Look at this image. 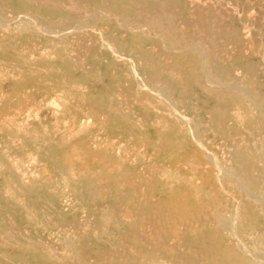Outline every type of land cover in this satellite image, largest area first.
Wrapping results in <instances>:
<instances>
[{
  "label": "rangeland",
  "instance_id": "374dc122",
  "mask_svg": "<svg viewBox=\"0 0 264 264\" xmlns=\"http://www.w3.org/2000/svg\"><path fill=\"white\" fill-rule=\"evenodd\" d=\"M44 1L45 0H0V264H79V256L81 253L86 256H82L84 264H95L93 261L98 259L100 264H103L106 263V258H104L105 254L103 255L101 253L102 250L108 252L117 251L122 254L124 251H127L125 248H119L116 243V230L114 226L112 224H105L106 226H103L99 221V215H105L107 211L103 209L108 202L107 195H102L104 199L101 198V200L99 199L100 201L96 203V208L101 206V210L97 209L100 211L96 212L94 209L91 210L79 197H76L71 187V183H75L76 185L79 183V180L86 171V167L81 161L82 151L84 150L82 147L85 148V150L87 148L88 151L89 149L92 151L93 149L95 150L96 147H99V150H102L100 153L106 154L116 160L118 159L119 162L122 160L120 162L122 166L132 169L136 175L140 173V176H146L147 174L144 173L147 172L152 174L153 178L157 180L165 190L187 191L186 193L193 199L207 198V193L203 191H208V188H198L197 185L199 181L195 178V174H192L193 172H188V166L184 163L182 164L183 166L181 164V166H175L178 162L172 161L166 157V145L159 143L158 139L155 137L151 138L153 145L155 143L154 148L148 145L146 146L145 144L139 145V142L133 139L134 135L132 133L124 132L120 129L121 125L119 122L123 119L130 123L131 127L134 129L132 132L144 134L146 131H152L156 134H164L168 137L167 143L171 144L172 147L178 146L177 142H179L184 146V151L190 153V155L191 152L196 153L202 163L206 161L204 165L206 168L204 167V169H209L210 171V184H213L216 190H218L217 188H220V186L221 190L224 188L222 191L224 192L223 194H221V190H219L222 199L224 198V200H226L224 201V206L228 209V215L226 214L227 209L225 208L224 210L226 211L223 213L226 214L224 216L227 217L225 218L226 221L228 220L226 223L229 222L228 225L232 224L228 227L226 224L223 229L224 231H221L223 234H221L223 241L225 244L231 245V247L237 250L243 258L250 262V264H264V261H261L264 260V254L262 253L264 252V242L262 243L263 240L261 238L263 237H261V232L259 231L264 225V211H261L264 209V203H262L263 201L261 199L263 197L260 198L261 201L259 199L257 202L253 201L254 199L249 198L247 195H243L244 190L235 189L230 183L232 179L226 177L235 169L233 160L229 159V157L236 151V148L237 150L242 148L245 151L247 150V152L250 150V154L254 151L251 156L255 155V157H252L253 160L255 158L254 164L262 169V180L264 181V168L262 167L264 163L260 156V142L264 139L262 138L264 136H261L264 135V118L262 119V127H254L253 124H251V120H255L257 114L263 115L264 117V104L262 103L264 100V0H176L177 5H174L177 7L173 6L175 10L172 12L173 32L176 36L183 39V45H193V47H195L194 51L199 61L198 75H200L199 78L201 80L187 83L180 77H177L179 73L176 71H169V77H167L168 74L163 72V66L168 62L170 65L173 63L169 61L171 59H169L167 55L164 56L166 54L165 52L170 51V48L168 49L169 46L159 32L152 31L143 24L140 26L141 24L135 25L131 23V25L127 26L125 23L118 20V16L110 11L106 12L96 10L95 8L92 9V6L90 7L92 11L89 10V7H80L83 0H58L59 7L57 10H46L42 8L39 4H43ZM99 2L101 4L104 0H99ZM76 7H78V10L74 14L75 16L72 17V15H70L71 18L69 22L61 23V25L58 24L60 17L65 16L67 13L70 14L69 11H74ZM88 11L92 13L89 14ZM178 13L180 14L178 15ZM94 16L96 17L94 18ZM204 24V27L200 26ZM207 24L209 25L207 26ZM204 28H208V30H203ZM223 33L225 34L222 35ZM226 33H229V39L226 38L228 36ZM205 37H207L206 40ZM223 40L226 42L229 40L228 44ZM120 44L125 45L120 47ZM205 44H208L209 47H206ZM235 44L237 48H235ZM211 47H215L216 49L213 48L212 50ZM206 48L212 51V56L214 55L212 58L213 63L216 62L214 65L217 68H224L223 70H225V73L220 75V80L214 79L208 73L206 68V53L204 52ZM139 50L146 52V54L151 57L152 62L159 61V66L160 64L163 65L160 66L162 73L159 72V78L157 79L158 82L160 81L159 83L162 87L160 84H157V80H154L156 83L151 81L154 84L149 83L150 80L146 75L142 59H140ZM162 54L164 55L161 56ZM163 57H165V59ZM157 58L159 60H157ZM214 58L217 60H214ZM137 59H139V61ZM162 60H166V64ZM222 60H224V62ZM223 63L224 65H222ZM245 64V67L249 66L250 70L244 67ZM230 66L233 67V69L231 68V70H228ZM242 67L246 70L244 68L243 70ZM226 69L230 73H227L228 71H226ZM247 70L249 71L248 73ZM251 70L252 72L254 71L255 77L252 76L253 73L250 72ZM169 72L167 71V73ZM141 75L144 77L142 78ZM250 76L251 78H248ZM251 79H253V81ZM177 80L180 82H177ZM166 84L167 86L165 88L164 85ZM215 85L216 87H214ZM218 85L221 87L225 85L223 87L227 88V90L235 89L233 90L234 92H239L242 94L240 96H243V98L239 99L241 104L235 102V105L233 102L230 104L232 106H228L227 108L226 117L222 125L225 123L228 128L216 126L211 117L212 110H210V108L212 109V107L216 105L213 92L218 89ZM129 86L130 92L132 90L135 92H129L132 94L131 98H129L130 94L128 93ZM171 86L172 90L170 89ZM127 87L128 89H126ZM168 87H170L169 89L171 91ZM124 89L127 93L123 91ZM184 91L186 93H184ZM122 92L124 93L122 94ZM143 92H147L146 95H143ZM181 92L182 95L179 96ZM136 93L140 95L142 93L144 97H140L139 94ZM248 93H251V95ZM255 94L258 98L263 97V100L260 98L257 100L254 96ZM134 95H136L137 98ZM133 96L137 101H135L136 99H134ZM146 97L150 100L148 104L144 102L148 100ZM142 98L144 99L143 101ZM246 100H248V102L250 100V103L248 104ZM141 101L142 103H140ZM251 103L256 106H254L255 109H253ZM239 105H242V110ZM189 106L196 108L194 109L192 107L189 109ZM110 107L111 109H108ZM236 108L239 109L240 112L243 111V115L239 113V110L237 111ZM231 109H233V113ZM193 110L196 113H194ZM253 110L255 112H253ZM246 111L250 113L246 114ZM252 112L254 114H252ZM230 113L232 115L234 114L233 116L235 117L230 115ZM239 114L241 115L240 119ZM249 114L250 116L248 118ZM242 116L243 119L244 117L247 119V121L244 119L245 124L242 122ZM154 122H157L155 126ZM237 122H239V124ZM241 122L245 125V127L243 125L244 129H246H243L244 131L241 129ZM255 122H258V118ZM255 122L253 121L252 123ZM228 123L231 125L229 126ZM141 124H143V126ZM238 125H241L240 129L245 134H243L240 129H237ZM205 127L207 129L206 131L204 130ZM248 128L251 130L257 128L256 133L259 134L254 133L255 129L251 131ZM227 129L229 131L231 130V133L223 131ZM233 133L237 135L235 136ZM240 134L243 135V139ZM250 134H252V136ZM246 135L248 138L245 137ZM214 136H216V138ZM231 137L235 138L231 139ZM259 139L261 140L257 141ZM222 140L223 142H220ZM231 140L233 142H231ZM247 142L248 146L246 145ZM255 142L257 145H255ZM194 143L198 145L197 147L200 148V150L194 146ZM251 143L255 145L256 149H253L254 145ZM101 144L105 145L101 147ZM240 144L242 147H239ZM222 145L224 147H222ZM230 145H232L233 148L229 150L228 147H231ZM117 146H119V149ZM78 147H80V151L82 150L81 152H79ZM132 147H134L133 150H131ZM195 147L198 150H196ZM243 147L246 148L244 149ZM248 147L249 149H247ZM129 148H131V155ZM231 149H233V152L230 154ZM96 150H98V148H96ZM99 150L96 152H99ZM202 150L203 152L201 153L200 151ZM121 151L125 154V156L123 155L122 157L123 159L120 156L122 154ZM255 151H258L259 156L256 155L257 153ZM66 152H71V156L66 155ZM211 152L215 153V155L211 154ZM128 153L129 155H127ZM228 154L230 156H227ZM72 155L74 157H72ZM77 155L78 159L76 158ZM210 156H212L213 159H211ZM125 157H127V159ZM215 157L218 161H215L214 165L213 161ZM256 157L259 158L256 160ZM208 161H211V166L213 164L214 167L209 166L210 163ZM92 165L96 168L94 162H92ZM150 165L152 167L156 166L155 168L158 170L156 171V169L153 168L151 173L152 168L150 167L148 169L147 167ZM158 165L161 166L158 167ZM170 165L171 174L169 172L170 169H168ZM160 167L165 170L167 168L165 177H162L164 172L161 171L164 169ZM218 168L223 172H220ZM228 168L232 170H228ZM135 170H137V172ZM178 174L180 176L183 175L181 177L179 176V178L177 177ZM159 176H161V178ZM193 176L195 179H190V177ZM177 178L179 180L185 178L186 180L181 179L179 181ZM213 178L214 180H218H215L216 185L212 183L215 182ZM221 178L226 181H222ZM187 179L192 180L193 185H195L190 186L189 183L192 184V182H189ZM169 181L171 182L168 183ZM225 183L229 186L227 187ZM193 188L195 190H192ZM232 189H235V192H232L234 191ZM230 191L232 194L228 193ZM113 193L115 194V190ZM116 193L119 192L117 191ZM224 194H228V196H226L228 198H225ZM230 195L232 198H229ZM244 198L248 200L252 199L251 201L253 202L251 203L254 205V209L259 207L257 209L259 210L257 214L258 212L261 213L257 216V225L253 228L250 227V229H254L253 231H250L249 227H243V231L242 226L238 223L239 219L237 220V218H239V212L237 211L240 210V203ZM236 207L238 210H234ZM86 208L89 211H87ZM125 210L126 208L123 210V207L119 209L118 215H120V217L117 216V218H120L122 222L126 221V223H128L130 218L121 216ZM234 213L235 215L233 216ZM90 215L93 216L90 218ZM228 216H232L230 217V221ZM232 219L233 223H231ZM75 220L78 222L79 226L76 224ZM73 222L79 228L75 224L74 226ZM85 222H87L86 226H84V224H86ZM71 223L73 226H71ZM233 225L236 226L233 227ZM258 225H260V227ZM257 226L259 230H256ZM76 227L80 230H77ZM57 228L62 230L59 231ZM179 228H181V226H179ZM193 228V225L189 227V229ZM236 228L241 229H238L239 233ZM227 229L228 231L230 230V232H225ZM249 231L252 233L250 234ZM234 232L241 236H237ZM85 233H87L85 236L87 238L83 239ZM230 236H232L231 239L229 238ZM235 237L236 240L238 239L237 241ZM258 237L261 238L258 239ZM174 239L175 238L172 236H167L163 240V243H165L166 247H172L173 249L177 247L181 248L180 246L182 245L179 241H175ZM40 240H44L43 244H48L42 246L43 244L40 243ZM259 240L262 241L260 242ZM226 241H228V243H226ZM257 241H259L258 244ZM29 242L31 244H29ZM169 242H171L170 246L168 245ZM238 243L239 245H237ZM38 244L41 246L39 245V247ZM79 245L82 246V250L80 249V254L78 253L79 250H76V254L75 249H78L80 247ZM257 245L261 248L260 251L256 249L258 248ZM54 247L57 249H54V253H50L53 252L51 248ZM34 248H41L42 250L39 249L41 251H38L37 249V252ZM252 248H255L254 251L256 252H252ZM44 249H49L50 254L48 250L44 251ZM173 249H171L173 253L182 252L184 250L183 247L179 249L180 251L178 249H175L177 251ZM241 249L244 250L242 251ZM132 250L130 248L127 252L129 253L131 251L132 255H136L137 259L140 260L142 255L140 254V256L135 252L133 253ZM34 251L40 254L38 255L40 258L35 255ZM159 251L158 249L154 250L156 259L152 264H172L169 260L171 253L168 252L166 248L165 251L168 252V256L162 255V253L165 252L164 249L160 254ZM86 254L89 255V257ZM102 255L103 259L102 257L100 259L99 257ZM41 256L45 259L44 261L40 260ZM50 257L51 259H49ZM92 259L94 260L92 261ZM141 259L142 261L140 260V262L148 264L144 262L143 258ZM89 260L91 261L89 262ZM160 261L163 262L161 263ZM96 264H98V262H96Z\"/></svg>",
  "mask_w": 264,
  "mask_h": 264
},
{
  "label": "bare ground",
  "instance_id": "6f19581e",
  "mask_svg": "<svg viewBox=\"0 0 264 264\" xmlns=\"http://www.w3.org/2000/svg\"><path fill=\"white\" fill-rule=\"evenodd\" d=\"M80 1V0H79ZM58 0H45L44 1V3L43 4H39V5H41V7L42 8H44V9H46V10H57V8L59 7L58 6ZM42 3V2H41ZM174 4H176L177 5V2H176V0H104V2H102L101 4H100V2H99V0H83L82 1V3H81V5H80V7L81 6H84L85 8L86 7H91L92 6V9L93 8H95L96 10H102V11H106V12H108V11H110V12H112V13H114L116 16H118L119 17V19L118 20H120L121 22H123V23H125V25H131V23L132 24H135V25H140V26H142V24L144 25V26H147L148 27V29H151L152 31L154 30V31H156V32H159L161 35H162V37L164 38V40L166 41V43H167V45L169 46L168 47V49L170 48V51H167V52H165L166 54L164 55V54H162L161 56H168L169 57V59H171V60H169V61H172V63L173 64H169V62L166 64L165 63V61L167 60H162L165 64V66H163L162 64H160V66L162 65L163 67V72H165L166 74H168V76L167 77H169V74H170V72L169 71H171V70H173V71H176V72H178L179 73V75H178V73H177V77H180L183 81H185L186 83L187 82H196V81H198V80H201L200 78H199V76L200 75H198V63H199V61H198V59H197V55H196V53H195V51H194V48L195 47H193V45H183V39L181 38V37H178V36H176L175 34H174V32H173V25H172V16H173V14H172V12L175 10L174 8L175 7H177V6H175ZM74 5V4H73ZM77 6V5H76ZM173 6H175L174 8H173ZM77 8V9H76ZM75 9H74V11H69L70 12V14H65V16H62V17H58L59 18V20H58V24H60L61 25V23H66V22H69V19L71 18V16L70 15H72V17L73 16H75L74 14L76 13V11L78 10V7H76ZM179 8V7H178ZM89 10H91V8L89 9ZM92 11V10H91ZM91 11H88L89 12V14H91L92 12ZM87 12V13H88ZM94 13H95V11H94ZM180 13H178V15H179ZM83 15V14H82ZM98 15V14H97ZM175 15V14H174ZM91 16V15H90ZM93 16V15H92ZM96 16H94V18H95ZM210 17V16H209ZM104 18V17H103ZM103 18H101V19H103ZM187 18V17H186ZM98 19V18H97ZM214 19V18H213ZM83 20V19H82ZM81 20V21H82ZM88 20V19H87ZM86 20V21H87ZM210 20V19H209ZM84 21V20H83ZM98 21V20H97ZM110 21V20H109ZM188 21V20H187ZM203 21H204V19H203ZM108 22V21H107ZM182 22H184V21H182ZM207 22V21H206ZM88 23V22H87ZM89 23H90V21H89ZM185 23V22H184ZM208 23V22H207ZM57 24V25H58ZM82 24V23H81ZM183 24V23H182ZM186 24V23H185ZM201 24H203V23H201ZM106 25V24H105ZM197 25V24H196ZM209 24H207V26H208ZM189 26V25H188ZM200 26H205V24L204 25H200ZM206 26V27H207ZM78 27V26H77ZM132 27V26H131ZM176 27V26H175ZM187 27V26H186ZM214 27V26H213ZM146 28V27H145ZM182 28V27H181ZM215 28V27H214ZM87 29V28H86ZM208 30V28H204L203 30ZM213 29V28H212ZM216 29H217V27H216ZM174 30H176V29H174ZM219 30V29H218ZM214 31H217V30H214ZM56 32V31H55ZM219 32V31H218ZM68 33V32H67ZM76 33V32H75ZM74 33V34H75ZM126 33V32H125ZM202 33V32H201ZM200 33V34H201ZM213 33H216V32H213ZM124 34V33H123ZM209 34H210V29H209ZM219 34V33H218ZM225 33H223L222 35H224ZM227 34V33H226ZM229 34V33H228ZM227 34V35H228ZM65 35V34H64ZM88 35H90V34H88ZM206 35H207V33H206ZM217 35V34H216ZM215 35V36H216ZM221 35V34H220ZM226 35V36H227ZM78 36V35H77ZM189 36V35H188ZM205 36V35H204ZM214 36V35H213ZM86 37V36H85ZM88 37H90V36H88ZM211 37V36H210ZM218 37V36H217ZM222 37V36H221ZM197 38V37H196ZM220 38V37H219ZM227 39H229L230 38V35H228L227 37H226ZM80 39V38H79ZM133 39V38H132ZM202 39V38H201ZM207 39V37H205V40ZM218 39V38H217ZM217 39H215V40H217ZM221 39V38H220ZM219 39V40H220ZM218 40V41H219ZM232 40H234V39H232ZM231 40V41H232ZM239 40V39H238ZM187 41H189V40H187ZM191 41V40H190ZM202 41V40H201ZM200 41V42H201ZM203 41H204V39H203ZM223 41H225V40H223ZM229 41V40H228ZM228 41L226 42V44H228ZM207 42H209V41H207ZM211 42V41H210ZM217 42V41H216ZM234 42V41H233ZM110 43V42H109ZM197 43V42H196ZM230 43V42H229ZM232 43V42H231ZM239 43V42H238ZM110 44H112V43H110ZM199 44V43H198ZM125 44H120V47L121 46H124ZM206 45V47H209L208 46V44H205ZM205 45H204V47H205ZM212 45V44H211ZM213 45H214V43H213ZM212 45V46H213ZM236 45V44H235ZM195 46V45H194ZM229 46V45H228ZM198 47H200V46H198ZM197 47V48H198ZM203 47V46H202ZM225 47V46H224ZM231 47V46H230ZM212 48V50H213V48H215V47H211ZM216 48H217V46H216ZM215 48V49H216ZM235 48H237V45H236V47ZM224 49V48H223ZM202 50V49H201ZM113 52V51H112ZM204 52L206 53V59H207V70H208V73L211 75V77H213L214 79H216V80H220L219 78H220V75L221 74H224L225 73V70H223L222 68H217L214 64H216V62L215 63H213V56L211 55V53H212V51H210V50H207V48L204 50ZM215 52V51H214ZM139 56H140V59H142V62H143V64H144V68H145V71H146V75L148 76V78H149V83L151 84L152 82L151 81H154V80H157L158 78H159V74L160 73H162V71H161V67L159 66V61L156 63V62H152L151 61V57H149L147 54H146V52H144V51H142V50H139ZM164 53V52H163ZM213 54H215V53H213ZM224 54V53H223ZM137 55V54H136ZM226 55V54H225ZM230 55H232V54H230ZM226 57H228V56H226ZM138 58V57H137ZM160 58V57H159ZM162 58V57H161ZM164 59H165V57H163ZM138 61H139V59H137ZM157 60H159L158 58H157ZM214 60H217V59H215L214 58ZM206 61V60H205ZM223 62H224V60H222ZM221 61V62H222ZM160 62H161V60H160ZM167 62V61H166ZM217 62H219V61H217ZM162 63V62H161ZM169 64V65H168ZM253 64V63H252ZM222 65H224V63L222 64ZM248 65H250V64H248ZM247 65V66H248ZM159 66V67H158ZM240 66V65H239ZM246 66V64L244 65V67ZM244 67H242V69L244 68ZM251 67H252V65H251ZM231 68L233 69V67H231L230 66V68L228 69V70H231ZM240 68V67H239ZM245 68H248L249 69V66L248 67H245ZM244 68V69H245ZM159 69H160V71H159ZM164 69H166L169 73H167V71L166 70H164ZM243 69V70H244ZM251 69H254V68H251ZM227 69H226V71H228ZM236 70V69H235ZM238 70V69H237ZM246 70V69H245ZM250 70V69H249ZM160 72V73H159ZM175 72V73H176ZM239 72V71H238ZM237 72V73H238ZM249 71L247 70V73H248ZM251 73H253L252 72V70L250 71ZM227 73H230L229 71L227 72ZM165 74V75H166ZM172 74V73H171ZM174 74V73H173ZM200 74V73H199ZM245 74V73H244ZM202 75V74H201ZM227 75V74H226ZM229 75V74H228ZM229 76H231V75H229ZM253 77H255L254 76V73H253V75H252ZM141 77H142V75H141ZM144 77V76H143ZM142 77V78H143ZM173 77H174V75H173ZM224 77H226V76H224ZM252 77V78H253ZM171 78V77H170ZM223 78V77H222ZM227 78H228V76H227ZM226 78V79H227ZM230 78V77H229ZM248 78H251V76L250 77H248ZM248 78H246V79H248ZM172 80H173V78H172ZM176 80V79H175ZM178 80H180V79H178ZM177 80V82H180V81H178ZM228 80V79H227ZM230 80H231V78H230ZM235 80V79H234ZM252 81H253V79H251ZM250 80V81H251ZM254 80H256V79H254ZM147 81V80H146ZM224 81V80H223ZM239 81V80H238ZM148 82V81H147ZM160 82V81H159ZM158 82V80H157V84H160ZM174 82H176V81H174ZM255 82H257V81H255ZM254 82V83H255ZM148 83V84H149ZM154 83H156V81H154ZM154 83H152V84H154ZM182 83V82H181ZM225 83V82H224ZM258 83V82H257ZM256 83V84H257ZM146 84V83H145ZM145 84H143V85H145ZM180 84V83H179ZM249 84H251V83H249ZM147 85V84H146ZM162 85H163V83H162ZM176 85V84H175ZM207 85V84H206ZM220 85V84H219ZM218 85V86H219ZM222 85V84H221ZM253 85V84H252ZM150 86H152V85H150ZM149 86V87H150ZM160 86H161V84H160ZM165 86V88H166V86H167V84L166 85H164ZM189 86V85H188ZM223 86H225V85H223ZM221 87V86H219V87H217L218 89L217 90H215L213 93H214V96H215V99H216V105L214 106V107H212V109L210 108V110H212V112H211V117H212V120H213V122H214V124L216 125V126H222V128L223 127H226V124L224 123V125H222L223 124V121H224V119H225V117H226V113H227V108H228V106H232V105H230L231 103H235V102H238V104H241V102L239 101V99L240 98H243V96L241 97L240 95H242V94H240L239 92H234L233 90H235V89H229V90H227V88H225V87ZM246 86V85H245ZM254 86H255V84H254ZM254 86H253V88H254ZM132 87V86H131ZM162 87V86H161ZM214 87H216V85L214 86ZM228 87H230V86H228ZM145 88V87H144ZM148 88V87H147ZM170 87H168V89H169ZM231 88V87H230ZM249 88L251 89V87H250V85H249ZM126 89H128V87L126 88ZM171 90H172V86H171V88H170ZM169 89V90H170ZM182 89V88H181ZM258 89V88H257ZM129 91H128V93L130 92V86H129V89H128ZM170 90V91H171ZM206 90V89H205ZM125 93H127V91H125V89L123 90ZM133 91V93H135L134 92V90H132ZM131 91V92H132ZM143 91V90H142ZM206 91H208V90H206ZM257 91V90H256ZM255 91V92H256ZM124 92H122V94L124 93ZM130 92V93H131ZM141 92V91H140ZM169 92V91H168ZM167 92V93H168ZM247 92V91H246ZM259 92V91H258ZM129 93V94H130ZM144 94L143 95H146V93L145 92H143ZM170 93V92H169ZM184 93H186L185 91H184ZM136 94H139V93H136ZM161 94V93H160ZM248 94H250L251 95V93H248ZM252 94H253V90H252ZM259 94V93H258ZM17 95V94H16ZM126 95V94H125ZM128 95V94H127ZM132 94H130V97L129 98H131L132 96H131ZM168 95V94H167ZM180 95H182V92H181V94H179V96ZM186 95H188V94H186ZM185 95V96H186ZM260 95V94H259ZM129 96V95H128ZM135 97H136V95H134ZM134 96H133V98H134ZM139 96L141 97L142 96V93H141V95L139 94ZM170 96V95H169ZM184 96V95H183ZM255 97H256V94L254 95ZM126 97V96H125ZM142 97H144V96H142ZM250 97V96H249ZM253 97V96H252ZM261 97H262V95H261ZM137 98V97H136ZM136 98H134V99H136ZM139 98V97H138ZM147 98V97H146ZM145 98V99H146ZM257 98V100L260 98H258V96L256 97ZM255 98V99H256ZM263 98V97H262ZM262 98H260L261 100H263ZM148 99V98H147ZM146 99V100H147ZM177 99V98H176ZM144 99L142 98V101H143ZM245 100V99H244ZM243 100V101H244ZM260 100V101H261ZM135 101H137V99L135 100ZM138 101H140V100H138ZM142 101L140 102V103H142ZM148 101H150L149 99L147 100V101H144V102H147V104L149 103ZM180 101V100H179ZM187 101V100H186ZM247 102H248V100H246ZM132 102V101H131ZM187 102H189V101H187ZM246 102V103H247ZM137 103V102H136ZM244 103V102H243ZM250 103V100H249V102H248V104ZM262 103L264 104V100L262 101ZM139 104V103H138ZM146 104V105H147ZM195 104V103H194ZM245 104V103H244ZM252 105H253V109H255L254 108V104L253 103H251ZM256 104V103H255ZM260 104H261V102H260ZM150 105V104H149ZM235 105H236V103H235ZM246 105V104H245ZM109 106V105H108ZM151 106V105H150ZM240 106V108H241V106L242 105H239ZM247 106V105H246ZM190 107V106H189ZM193 106H191L189 109H191ZM229 107V108H230ZM252 107V106H251ZM256 107V106H255ZM114 108V107H113ZM194 108V107H193ZM196 108V107H195ZM194 108V109H195ZM233 108V107H232ZM248 108V107H247ZM108 109H111V107L110 108H108ZM121 109V108H120ZM119 109V110H120ZM184 109V108H183ZM233 109H235V108H233ZM233 109H231L232 110V113H233ZM237 109V108H236ZM243 109H244V107H243ZM114 110V109H113ZM116 110V109H115ZM231 110H230V112H231ZM239 109H237V111H238ZM241 110H242V108H241ZM245 110V109H244ZM121 111V110H120ZM182 111V110H181ZM194 111V110H193ZM248 111V110H247ZM247 111H246V114H248V113H250V112H248L247 113ZM249 111H251V110H249ZM243 112V111H242ZM242 112H240V110H239V113H242ZM253 112H255L254 110H253ZM252 112V114H254ZM180 113V112H179ZM194 113H196L195 111H194ZM208 113H209V111H208ZM229 113V112H228ZM258 113V112H257ZM256 113V114H257ZM169 114V113H168ZM245 114V113H244ZM245 114V115H246ZM209 115H210V113H209ZM208 115V116H209ZM230 115H232L231 113H230ZM234 115V114H233ZM232 115V116H233ZM242 115H243V113H242ZM244 115V116H245ZM259 115V116H258ZM241 115L239 114V119L241 118L240 117ZM249 116H250V114L248 115V118H249ZM255 116V115H254ZM233 117H235V116H233ZM256 118H255V120L258 118V122H255V120H251L252 122L254 121L255 123H252L251 122V124H253V126L254 127H262V124H263V122H262V119L264 118L263 117V115L261 116L260 114H257V116H255ZM2 118V117H1ZM4 118V117H3ZM122 118V117H121ZM120 118V119H121ZM250 118H253V117H250ZM236 119H238V118H236ZM242 119H243V116H242ZM244 119H246V117H244ZM244 119H243V121L242 122H244V124H245V121H244ZM254 119V118H253ZM2 120V119H1ZM158 120H159V118H158ZM208 120H209V117H208ZM234 120H235V118H234ZM157 121V120H156ZM236 121H238V120H236ZM239 121H241V120H239ZM246 121H247V119H246ZM157 122H160V121H157ZM157 122L155 123L154 122V126H155V124H157ZM165 122V121H164ZM230 122V121H229ZM242 122H241V129L243 130L244 129V127H245V125L244 124H242ZM120 123V129L122 130V131H124V132H130V133H132L134 136V138L133 139H135V141H137V142H139V145L141 144V145H148L149 147H155V143H154V145H153V143H152V140H151V138H153V137H155L156 139H158V141H159V143H162V144H164V145H166V157L167 158H169L170 160H172V161H175V162H178L175 166H178V165H182L183 163L185 164V165H187L188 167H187V169L189 168V170H188V172L190 171V172H193L192 174L194 175L195 174V178H197L198 179V181H199V184L197 185L198 186V188H200V189H205V188H208L207 190L208 191H203V192H206L207 193V198L205 197V199L204 198H196V199H193L188 193H186L187 191H178V190H165L163 187H161V185L157 182V180H155L154 178H153V176H152V174H150V173H144V174H147L146 176H140L141 174L140 173H137L138 175H136V173L132 170V169H130V168H124L123 166H122V163H120L119 161H118V159L116 160V159H114V158H112V157H110V156H107L106 154H102V153H100L102 150H99V147H96V148H98V150H99V152H96V151H98V150H96V148H95V150L93 149L92 150V146H94V145H92L90 148H91V150L93 151H90V149H89V151H88V149L86 148V150H85V148H83L82 147V149H84L83 151H82V157H81V161H82V163L84 164V166L86 167V171H87V174H86V171H85V176L83 175V177L79 180V183L76 185L75 183H71V187H72V189L74 190V192H75V194H76V197H79L80 199H81V201H83V202H85L89 207H90V209L91 210H93L94 209V211H100L101 209V206L100 207H97L96 208V203L98 202V201H100L101 200V198H103V196L102 195H107V200H108V202H107V204L105 205V208H103L104 210H107L106 211V213H105V215H99V221L103 224V226H106L105 224H112L113 226H114V228H115V230H116V243L118 244V246H119V248L121 247L122 249H124L125 248V250H127V251H129L130 250V248H131V250L133 251V253L135 252V253H137L138 255H142V257L141 258H143L144 259V262H147L148 264H152V262H154L155 261V259H156V256H155V253H154V250H157L158 249V251H159V254H160V252L164 249V251H165V248H166V250L168 251V252H170L171 253V255H170V258H169V260L172 262V264H250V262H248L245 258H243L240 254H239V252L237 251V250H235L233 247H231V245L229 246V245H227V244H225V242L223 241V239H222V237H221V234H222V230L225 228V226H226V224H227V227L230 225H228V223H226L227 221H226V219L225 218H227V217H224L226 214L228 215V209L227 208H225V206H224V201H226V200H224V198L222 199V196H221V194H223L224 192H222L223 191V189L221 190L220 188H221V186H220V188L218 187L217 189L219 190H221V194H220V190L218 191V190H216V188H214V185L213 184H210V177H209V169H207L208 170V172H207V170L206 169H204V167L206 168V166H204L205 165V163H206V161H204L203 163L201 162V159H199V156H197V154L196 153H194V152H191V155H190V153H188V152H186V151H184V146H182L179 142H177L178 143V146H176V147H172L171 146V144H168L167 143V139H168V137L166 136V135H164V134H160V133H153L152 131H146L144 134H140V133H138V134H136V133H134V132H132V131H134V129L131 127V125H130V123L128 122V121H126L125 119H123L121 122H119ZM210 123V122H209ZM238 124H239V122H237ZM158 124H160V123H158ZM211 124V123H210ZM229 124V123H228ZM251 124H249V125H251ZM142 126H143V124H141ZM153 125V124H152ZM231 124H229V126H230ZM243 125H244V127H243ZM249 125H247V126H249ZM88 126V125H87ZM139 126V125H138ZM240 126L238 125V127H237V129H240ZM246 126V127H247ZM164 127V126H163ZM163 127H162V129H163ZM170 127V126H169ZM207 127V126H206ZM206 127H205V131L207 130L206 129ZM252 127V126H251ZM166 128V127H165ZM226 128H228V127H226ZM20 129V128H19ZM231 129V128H230ZM240 129V130H241ZM248 129H250V128H248ZM255 129V131H254V133H256L257 131V128H254ZM254 129H250L251 131H253ZM263 129V128H262ZM222 130V129H221ZM228 130V129H227ZM227 130H223L224 132L226 131V132H230L231 133V130L229 131H227ZM242 130H241V132H242ZM244 130H246V129H244ZM243 130V131H244ZM250 130H248V131H250ZM201 131V130H200ZM204 131V132H205ZM211 131V130H210ZM218 131V130H217ZM258 131H261V130H258ZM264 131V130H263ZM202 132H203V130H202ZM202 132H200V133H202ZM207 132H209V131H207ZM235 132V131H234ZM143 133V132H142ZM243 133V132H242ZM241 133V134H242ZM251 133V132H250ZM261 133V132H260ZM196 134V133H195ZM202 134H204V133H202ZM213 134V133H212ZM223 134H225V133H223ZM234 134V133H233ZM232 134V135H233ZM240 134V135H241ZM243 134H245V133H243ZM256 134H259V133H256ZM130 135V134H129ZM128 135V136H129ZM216 135V134H215ZM227 135V134H226ZM231 135V134H230ZM231 135V136H232ZM235 136L237 135L236 133L234 134ZM233 135V136H234ZM251 136H252V134H250ZM242 136V139H243V135H241ZM255 136V135H254ZM261 136H264V135H261ZM198 137V136H197ZM215 138H216V136H214ZM245 137H247L248 138V136L246 135ZM130 138V137H129ZM211 138H213V137H211ZM235 137H231V139H234ZM246 138V139H247ZM250 138H252V137H250ZM262 138H264V137H262ZM98 139V138H97ZM112 139V138H111ZM110 139V140H111ZM179 139H180V137H179ZM198 139H200V138H198ZM225 139V138H224ZM223 139V140H224ZM238 139V138H237ZM245 139V140H246ZM105 140H106V138H105ZM223 140L222 141H220V142H223ZM227 140H228V138H227ZM251 140V139H250ZM249 140V141H250ZM254 140H255V138H254ZM261 139H259V140H257V141H260ZM113 141V140H112ZM195 141V140H194ZM213 141H214V139H213ZM143 144H142V143ZM198 142V141H197ZM199 142H201V141H199ZM231 142H233L232 140H231ZM251 142V141H250ZM136 143V142H135ZM176 143V144H177ZM196 143V142H195ZM194 143V144H195ZM236 143V142H235ZM242 143V142H241ZM261 153H260V156H261V158L263 159V163H264V139H263V141L261 140ZM259 143V144H260ZM112 144V143H111ZM180 144V145H179ZM193 144V145H194ZM199 144V143H198ZM224 144V143H223ZM248 144V142L246 143V145ZM251 144H253V143H251ZM97 145V144H96ZM102 145H105V144H101V147H102ZM113 145V144H112ZM119 145H121V144H119ZM220 145V144H219ZM234 145V144H233ZM237 145H239V144H237ZM254 145V144H253ZM252 145V146H253ZM255 145H257V143L255 142ZM255 145L252 147L253 149H256V147H255ZM86 146V145H85ZM84 146V147H85ZM107 146V145H106ZM106 146H104V147H106ZM122 146H124V145H122ZM194 146H198V145H194ZM231 147H228L229 148V150H230V148H233V146L232 145H230ZM235 146V145H234ZM248 146V145H247ZM246 146V147H247ZM260 146V145H259ZM95 147V146H94ZM118 147V149H119V146H117ZM195 147V149L196 150H200V148H196ZM203 147V146H202ZM201 147V148H202ZM222 147H224L223 145H222ZM239 147H242L241 146V144H240V146ZM246 147H243L244 149L246 148ZM72 148V147H71ZM74 148V147H73ZM110 148V147H109ZM125 148V147H124ZM133 148L134 147H132V149L131 148H129V152H130V149L131 150H133ZM141 149H143L142 147H140ZM204 148V147H203ZM220 148V147H219ZM235 148H236V146H235ZM259 148V149H260ZM80 149V147H78V150ZM111 149V148H110ZM117 149V148H116ZM117 149V150H118ZM195 149H194V151H195ZM205 149V148H204ZM247 149H249V147L247 148ZM72 150V149H71ZM70 150V151H71ZM77 150V151H78ZM105 150V149H104ZM135 150V149H134ZM145 150V149H144ZM233 149H231V152H230V154L233 152L232 151ZM76 151V152H77ZM80 150H79V152H81ZM95 151V152H94ZM106 151V150H105ZM215 151V150H214ZM213 151V152H214ZM73 152H74V150H73ZM138 152V151H137ZM201 153L203 152V150L202 151H200ZM213 152H211V154H214L215 155V153H213ZM216 152V151H215ZM226 152H228V151H226ZM249 152H251L250 150H249ZM249 152H247V150L245 151V150H243L242 148H240V150H237V148H236V151H234V153H232V155H231V157H229V159H231V160H233V163H234V165H235V169H234V171H232L231 173H229L226 177L229 179H232V181L230 182L231 184H232V186L235 188V189H240V190H244V192H243V195H247L249 198H252V199H254L253 201H256L257 202V200L259 199L260 200V198L261 197H263V198H261L262 199V203H264V181L262 180V173H261V168L260 167H258L256 164H254V160H255V158H254V160H253V158L252 157H255V155L254 156H251V154H253V152L254 151H252V153L250 154ZM256 153V155L257 156H259V154H258V151H255ZM259 152H260V150H259ZM121 153H122V151H121ZM120 153V154H121ZM124 153H126V152H124ZM193 153V154H192ZM66 155H70L71 156V152H66L65 153ZM116 154V153H115ZM137 154V153H136ZM154 154V153H153ZM196 156H195V155ZM118 155V154H117ZM123 155L125 156V154H121L120 156H121V158L123 157ZM127 155H129V153L127 154ZM126 155V156H127ZM130 155H131V152H130ZM135 155V154H134ZM138 155H140V154H138ZM142 155V154H141ZM149 155V154H148ZM200 155V154H199ZM213 155V156H214ZM116 156V155H115ZM201 156V155H200ZM227 156H230L229 154L227 155ZM72 157H74L73 155H72ZM130 157V156H129ZM134 157V156H133ZM144 157V156H143ZM211 157V159H213V157L212 156H210ZM70 158V157H69ZM77 159H78V155H77V157H76ZM126 159H127V157H125ZM157 158V157H156ZM202 158V157H201ZM257 158H259V157H256V160H257ZM68 159V158H67ZM72 159V158H71ZM123 159V158H122ZM135 159V158H134ZM148 159V158H147ZM154 159V158H153ZM210 159V160H211ZM76 160V159H75ZM125 160V159H124ZM150 160V159H149ZM148 160V161H149ZM157 160V159H156ZM204 160V159H203ZM202 160V161H203ZM223 160H224V158H223ZM69 161V160H68ZM77 161V160H76ZM215 161H218V159L216 160V157H215V160L213 161V164H214V162ZM229 161V160H228ZM92 162H94L95 163V166H96V168H94V166L92 165ZM125 162H126V160H125ZM180 162V163H179ZM209 163H210V165L209 166H211V161H208ZM224 162V161H223ZM257 162V161H256ZM141 163V162H140ZM153 163V162H152ZM151 163V164H152ZM258 163V162H257ZM170 164V163H169ZM212 164V166L214 167V165ZM260 164V163H259ZM154 165V164H153ZM173 165V164H172ZM180 165V166H181ZM207 165V164H206ZM217 165L219 166V164H218V162H217ZM261 165V164H260ZM145 166V165H144ZM159 166H161V165H158V167ZM183 166V165H182ZM209 166H207V167H209ZM211 166V167H212ZM217 166V167H218ZM223 166V165H222ZM221 166V167H222ZM262 166V165H261ZM148 167V169L151 167L152 169H151V173H152V170H153V168L154 169H156V171L158 170L157 168H155V167H152L151 165L150 166H147ZM146 167V168H147ZM163 167V166H162ZM162 167H160V168H162ZM263 168H264V164H263V166H262ZM160 168H159V172H160ZM166 168V167H165ZM171 168V165H170V167H168V169H170ZM225 168V167H224ZM223 168V169H224ZM162 169H164V168H162ZM161 169V170H162ZM187 169H185V170H187ZM219 169V168H218ZM231 168H228V170H230ZM81 170V169H80ZM165 170V169H164ZM161 171V172H164L163 174H162V177H165V173H167V168H166V170L165 171ZM224 170H226V169H224ZM227 170V171H228ZM232 170V169H231ZM136 172H137V170H135ZM143 171V170H142ZM219 171L221 172L222 170H220L219 169ZM264 171V170H263ZM83 172V171H82ZM139 172V171H138ZM140 172H141V170H140ZM143 172H145V171H143ZM170 174H171V169H170ZM168 172V173H169ZM213 172V171H212ZM216 172H217V169H216ZM223 172V171H222ZM156 173V172H155ZM174 173V172H173ZM215 173V172H214ZM227 173V172H226ZM140 174V175H139ZM143 174V173H142ZM143 174V175H144ZM169 174V175H170ZM184 174V173H183ZM182 174V175H183ZM218 174V173H217ZM220 174V173H219ZM223 174H225V173H223ZM231 174V175H230ZM156 175V174H155ZM164 175V176H163ZM167 175V174H166ZM181 175V176H182ZM211 175H213V174H211ZM221 175V174H220ZM219 175V176H220ZM158 176V175H157ZM180 175L178 174V176L177 177H179ZM180 176V177H181ZM217 176V175H216ZM160 178H161V176H159ZM171 177V176H170ZM175 177H176V175H175ZM179 177V178H180ZM215 177V176H214ZM221 177V176H220ZM225 177V178H226ZM191 178H193V179H195L194 178V176L193 177H190V179ZM182 180L184 179V180H186L185 178H181ZM180 179V180H181ZM219 179V178H218ZM263 179H264V176H263ZM162 180V179H161ZM177 180H179L178 178H177ZM176 180V181H177ZM179 180V181H180ZM188 180V179H187ZM213 180H214V178H213ZM216 180V179H215ZM214 180V181H215ZM221 180L222 181H226L225 179L223 180L222 178H221ZM189 182L191 181L192 182V180H188ZM216 181H218V180H216ZM216 181L215 182H212V183H216ZM171 181H169L168 183H170ZM197 182V181H196ZM174 183V182H173ZM220 183V182H219ZM228 183V182H227ZM227 183H225V185L227 184ZM172 184V183H171ZM186 184V183H185ZM184 184V185H185ZM190 184V186L191 185H193V182H192V184L191 183H189ZM223 184V183H222ZM173 185V184H172ZM188 185V184H187ZM195 185V184H194ZM193 185V186H194ZM213 185V186H212ZM216 185V184H215ZM218 185V184H217ZM219 185H221V184H219ZM225 185H223V186H225ZM170 187H172L171 185H169ZM222 186V187H223ZM227 187L229 186V185H226ZM217 187V186H216ZM190 188V187H189ZM194 188H196V187H194ZM192 189V190H195V189ZM197 188V189H198ZM231 188V187H230ZM227 189V188H226ZM235 189H232V190H234V191H232V192H235ZM115 190V194L113 193V191ZM199 190V189H198ZM236 190V191H237ZM119 192V193H116V192ZM200 191V190H199ZM224 191H226V190H224ZM197 192V191H196ZM195 192V193H196ZM201 192V191H200ZM232 192L230 191V192H228V193H231L232 194ZM199 193V192H198ZM205 193V194H206ZM227 193V192H226ZM225 193V194H226ZM237 193V192H236ZM239 193V192H238ZM224 194V195H225ZM240 194V193H239ZM196 195V194H195ZM200 195H201V193H200ZM102 196V197H101ZM194 196V195H193ZM226 196H228V194L227 195H225V198H228V197H226ZM259 197V198H258ZM229 198H232L231 197V195H230V197ZM236 198H238V197H236ZM255 198H256V200H255ZM100 199V200H99ZM104 199V198H103ZM103 199H102V201H103ZM240 199V198H239ZM251 199V200H252ZM75 200V199H74ZM233 200V199H232ZM237 201H239L238 199H236ZM250 199L248 200V199H242V201H241V203H240V210L239 211H237V212H239L238 213V217L239 218H237V220L239 219V221H238V223H240V225L242 226V230H243V227H249V230L251 231L252 229H250V227H254V226H256L257 225V219H258V214H261V213H259L258 212V214H257V211H259V210H257V209H254V205H252V203L251 202H253V201H251ZM234 201H235V199H234ZM233 201V202H234ZM261 201V200H260ZM76 202V201H75ZM240 202V201H239ZM255 202V203H256ZM229 203V202H228ZM233 204V203H232ZM231 204V205H232ZM258 204V203H257ZM226 205V204H225ZM230 205V206H231ZM236 205V204H235ZM234 205V206H235ZM229 206V207H230ZM233 206V205H232ZM257 206V205H256ZM262 206V205H261ZM122 207H123V210L126 208V210L125 211H123V214H121V216H123V217H128V218H130V220H128V223H126V221H121V219L119 218H117V216H119L120 217V215H118V211H119V209H122ZM264 207V206H263ZM224 208L225 209H227V213L226 214H224L223 212H225L226 210H224ZM261 208V207H260ZM97 209H100V210H97ZM102 209V210H103ZM86 210H87V208H86ZM103 210V211H104ZM234 210H238L237 209V207H236V209L234 208ZM85 211V210H84ZM87 211H89V210H87ZM262 212L264 211V209L263 210H261ZM105 212V211H104ZM233 212H235V211H233ZM236 212V213H237ZM86 213V212H85ZM92 214V213H91ZM100 214H101V212H100ZM232 214V213H231ZM86 215H88V214H86ZM235 215V213L233 214V216ZM93 215H90L89 217L91 218ZM236 216H237V214H236ZM229 217V216H228ZM230 217H232V216H230ZM230 217H229V221L231 220L230 219ZM94 218V217H93ZM234 218V217H233ZM122 219H124V218H122ZM87 220H90V219H87ZM235 220V219H234ZM92 221V220H91ZM75 222H76V220H75ZM235 222H237V221H235ZM234 222V223H235ZM82 223H84V222H82ZM86 224H84V226H86L87 225V222H85ZM91 223V222H90ZM93 223V222H92ZM231 223H233V219H232V221H231ZM263 223H264V221H263ZM75 223L73 222V225H74ZM76 224H78V222H76ZM75 224V225H76ZM56 225V224H55ZM70 225V224H69ZM69 225H68V227H69ZM72 225V223H71V226H73ZM74 225V226H75ZM81 225V224H80ZM95 225V224H94ZM93 225V226H94ZM107 225V226H108ZM194 226V228L193 229H189V227H191V226ZM232 225V224H231ZM230 225V226H231ZM239 225V226H240ZM57 226V225H56ZM77 226V225H76ZM78 226H79V224H78ZM77 226V227H78ZM83 226V225H82ZM92 226V227H93ZM179 226H181V228H179ZM234 226H236V225H233V227ZM259 227H260V225H258ZM257 226V229L256 230H259V227ZM262 226V225H261ZM59 227V226H58ZM62 227V226H61ZM76 227V228H77ZM238 227V226H237ZM63 228V227H62ZM72 228H74V227H72ZM75 228V229H76ZM79 228V227H78ZM77 228V230H80V229H78ZM80 228H81V226H80ZM84 228V227H83ZM240 228V227H239ZM238 228V229H239ZM59 229V231L60 230H62V229H60V228H57V230ZM92 229V228H91ZM90 229V230H91ZM231 229H234V228H231ZM237 229V228H236ZM237 229V231H238V233H239V230H241V229H239L238 230ZM17 230V229H16ZM68 230V229H67ZM100 230V229H99ZM254 230V229H253ZM252 230V231H253ZM255 230V231H256ZM75 231V230H74ZM87 231V230H86ZM224 231V230H223ZM228 231V229L225 231V232H227ZM233 231V230H232ZM244 231V230H243ZM249 231V232H250ZM260 232V234H261V237H263L264 238V236H262V235H264V225L262 226V228L259 230ZM66 232V231H65ZM80 232V231H79ZM95 232V231H94ZM101 232V231H100ZM228 232H230V230L228 231ZM242 232V231H241ZM246 232V231H245ZM248 232V231H247ZM258 232V231H257ZM18 233V232H17ZM64 233V232H63ZM84 233V232H83ZM235 234H236V232H234ZM243 233V232H242ZM241 233V234H242ZM252 232H250V234H251ZM60 234V233H59ZM86 234L87 233H85L84 234V236H83V239H85V238H87V237H85L86 236ZM102 234V233H101ZM225 234V233H224ZM230 234H232V233H230ZM229 234V235H230ZM249 234V233H248ZM69 235V234H68ZM95 235V234H94ZM104 235V234H103ZM223 235V234H222ZM233 235V234H232ZM237 235V234H236ZM256 235V234H255ZM96 236V235H95ZM167 236H172V237H174L175 239V241H179V243L182 245V246H180L181 248L183 247V251L182 252H174L173 253V251L171 250V249H173L172 247H166V245H165V243H163V240L166 238ZM226 236H227V234H226ZM235 236V235H234ZM234 236H233V238H234ZM237 236H241L240 234H238ZM70 237H71V235H70ZM165 237V238H164ZM231 237L232 236H230L229 238L231 239ZM249 237V236H248ZM254 237V236H253ZM260 237V238H261ZM164 238V239H163ZM228 238V239H229ZM259 237H258V239H260ZM263 238H261L262 240H259L260 242L262 241V243L264 242V239ZM23 239V238H22ZM95 239V238H94ZM115 239V238H114ZM172 239V238H171ZM247 239H249V238H247ZM69 240V239H68ZM79 240V239H78ZM96 240V239H95ZM235 240H236V237H235ZM238 240V239H237ZM236 240V241H237ZM254 240V239H253ZM100 241H101V239H100ZM171 241V240H170ZM232 241V240H231ZM256 241V240H255ZM254 241V242H255ZM259 241H257V244H258V242ZM34 242V241H33ZM53 242V241H52ZM172 242V241H171ZM171 242H169V246H170V243ZM230 242V241H229ZM239 242V241H238ZM250 242V241H249ZM28 243V242H27ZM26 243V244H27ZM35 243H37V242H35ZM40 243H44V240H40ZM175 243V242H174ZM174 243H172V244H174ZM178 243V242H177ZM176 243V244H177ZM226 243H228V241H226ZM29 244H31L30 242H29ZM28 244V245H29ZM33 244V243H32ZM46 244H48V243H45V244H43L42 246H46ZM81 244V243H80ZM88 244V243H87ZM242 244V243H241ZM250 244H251V242H250ZM261 244V243H260ZM20 245V244H19ZM28 245H27V247H28ZM40 244H38V246H39ZM167 245V246H168ZM232 245H233V243H232ZM237 245H239V243L237 244ZM35 246H37V245H35ZM37 246V247H38ZM41 246V245H40ZM39 246V247H40ZM47 246H49V245H47ZM51 246V245H50ZM80 246V245H79ZM78 246V247H79ZM114 246V245H113ZM234 246H236V245H234ZM258 246V245H257ZM31 247V246H30ZM86 247H88V246H86ZM147 247V248H146ZM240 247H242V246H240ZM240 247H239V249H240ZM253 247V246H252ZM42 248V247H41ZM41 248H37L38 249V251H41L42 249ZM43 248H45V247H43ZM75 248H76V246H75ZM82 248V246H80L78 249H75V252H76V254H77V251H78V253L80 252V249ZM118 248V247H117ZM160 248V249H159ZM161 248H162V250H161ZM181 248H174L173 250H175V249H181ZM245 248V247H244ZM258 248H259V246H258ZM256 248L257 250H259L260 251V249L261 248ZM28 249H29V247H28ZM34 249H36V248H34ZM34 249H32V250H34ZM37 249L35 250V251H37ZM39 249H41V250H39ZM49 249H50V247H49ZM49 249H44V251L46 250H48V253H49ZM53 249V252H50V253H54L55 251H54V249H57V248H51V250ZM71 249V248H70ZM86 249V248H85ZM121 249V250H122ZM253 249V250H252ZM251 250H252V252L255 250V248H252ZM31 250V249H30ZM64 250H66V249H64ZM77 250V251H76ZM82 250V249H81ZM119 250V249H118ZM170 250V251H169ZM242 250V249H241ZM244 250V249H243ZM242 250V251H243ZM34 251V253H35V255L38 257V258H40L38 255H40L39 253H37V252H35ZM69 251V250H68ZM101 251V250H100ZM111 251V250H110ZM127 251H124V253L122 254V253H120V252H117V251H111V252H108V251H106V250H102L101 251V253L104 255L105 254V257L104 258H106V263H103V264H145V263H142V262H140V260L142 261V259L140 258V260L139 259H137V257H136V255H132V252L130 251L129 253L127 252ZM175 251H177V250H175ZM180 251V250H179ZM241 251V252H242ZM74 252V253H75ZM168 252H164V253H162V255L164 254V255H167V253ZM246 252V251H245ZM254 252H256V251H254ZM42 253V252H41ZM46 253V252H45ZM49 253V254H50ZM173 253V254H172ZM260 253V252H259ZM263 254H264V252H262ZM261 253V254H262ZM80 254V253H79ZM81 254H83V253H81ZM80 254V256H81V258H80V256L79 255H77V256H79V264H84V262L82 261V259H83V257H86L85 256V254H83V255H81ZM156 254H157V252H156ZM244 254V253H243ZM246 254H249V253H246ZM246 254H245V256H246ZM262 254V255H263ZM87 255V254H86ZM96 255V254H95ZM94 255V256H95ZM103 255L102 256H100L99 258L101 259V257H102V259H103ZM140 255V256H141ZM158 255V254H157ZM44 256H45V254H44ZM49 256V255H48ZM52 256H53V254H52ZM83 256V257H82ZM88 257H89V255H87ZM98 256V255H97ZM168 256V255H167ZM54 257V256H53ZM96 257V256H95ZM158 257H160V256H158ZM165 257V256H164ZM259 257V256H258ZM49 259H51V257L49 258ZM53 259V258H52ZM78 259V258H77ZM162 259H164V258H162ZM257 259H259V258H257ZM263 259V258H262ZM41 261H44L45 259L41 256V259H40ZM56 260V259H55ZM54 260V261H55ZM94 259H92V261H93ZM99 260V259H98ZM98 260H95V261H93V262H95V264H96V262H98V264H100V261H98ZM159 260V259H158ZM158 260H156V261H158ZM165 260H166V258H165ZM58 261V260H57ZM60 261V260H59ZM87 261V260H86ZM91 260H89V262H90ZM167 261V260H166ZM261 261H264V260H261ZM260 261V262H261ZM88 262V263H89ZM104 262V261H103ZM161 262V261H160ZM163 262V261H162ZM161 262V263H162ZM252 262H253V259H252ZM101 263H102V261H101ZM165 263V262H164ZM169 263V262H168ZM254 263H256V262H254ZM53 264V263H52ZM74 264V263H73ZM94 264V263H93ZM158 264H160V263H158ZM166 264V263H165Z\"/></svg>",
  "mask_w": 264,
  "mask_h": 264
}]
</instances>
